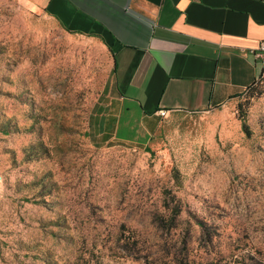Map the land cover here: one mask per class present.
I'll list each match as a JSON object with an SVG mask.
<instances>
[{"label":"rangeland","instance_id":"obj_1","mask_svg":"<svg viewBox=\"0 0 264 264\" xmlns=\"http://www.w3.org/2000/svg\"><path fill=\"white\" fill-rule=\"evenodd\" d=\"M113 69L98 40L0 0V264H264V74L124 142Z\"/></svg>","mask_w":264,"mask_h":264},{"label":"crops","instance_id":"obj_2","mask_svg":"<svg viewBox=\"0 0 264 264\" xmlns=\"http://www.w3.org/2000/svg\"><path fill=\"white\" fill-rule=\"evenodd\" d=\"M31 14L98 40L114 61L116 137L153 139L169 115L224 107L262 74L264 0H21ZM168 115V116H169ZM0 164V202L2 191Z\"/></svg>","mask_w":264,"mask_h":264},{"label":"built area","instance_id":"obj_3","mask_svg":"<svg viewBox=\"0 0 264 264\" xmlns=\"http://www.w3.org/2000/svg\"><path fill=\"white\" fill-rule=\"evenodd\" d=\"M254 57L261 62L262 64V74H264V42L260 44V46L254 50L253 52ZM261 74V75H262ZM158 114L160 117L165 118L168 117L169 113L166 110H160L158 111Z\"/></svg>","mask_w":264,"mask_h":264},{"label":"trees","instance_id":"obj_4","mask_svg":"<svg viewBox=\"0 0 264 264\" xmlns=\"http://www.w3.org/2000/svg\"><path fill=\"white\" fill-rule=\"evenodd\" d=\"M113 71H114V69H113ZM255 84H256V81L253 83V85L247 91L251 90ZM241 119H242V123H243V128L246 130L247 126H246L245 118L243 117ZM237 264H251V263H247L245 261H242V262H238Z\"/></svg>","mask_w":264,"mask_h":264}]
</instances>
